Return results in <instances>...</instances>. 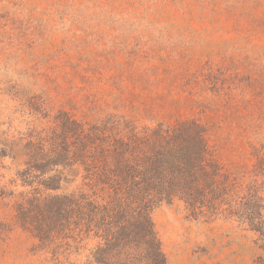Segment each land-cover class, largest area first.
I'll list each match as a JSON object with an SVG mask.
<instances>
[{"label": "rangeland", "instance_id": "374dc122", "mask_svg": "<svg viewBox=\"0 0 264 264\" xmlns=\"http://www.w3.org/2000/svg\"><path fill=\"white\" fill-rule=\"evenodd\" d=\"M69 119L98 129L109 159L120 132L196 121L238 203L256 170L264 198V0H0V264L86 263V245L69 256L63 203L33 204L81 184L63 162L81 156L63 154ZM152 221L167 264H264L241 218L189 219L175 201Z\"/></svg>", "mask_w": 264, "mask_h": 264}, {"label": "trees", "instance_id": "16d2710c", "mask_svg": "<svg viewBox=\"0 0 264 264\" xmlns=\"http://www.w3.org/2000/svg\"><path fill=\"white\" fill-rule=\"evenodd\" d=\"M63 130V147L67 148L63 154H71L72 145L80 147L81 156L63 162L85 169L81 184L69 195L47 196L33 204L63 203L70 257L95 241L93 248H83L89 251L85 264H167L152 214L163 203L175 201L184 204L189 219L238 217L250 231L264 235L258 218L264 211V198L257 170L250 173L238 203L235 183L214 157L207 130L198 122L161 123L120 132L111 159L98 129L86 130L69 119ZM52 147L57 151L60 146ZM57 159L41 158L45 164L40 166L61 164ZM257 159L255 168L262 169L264 156ZM49 178L47 190L59 191L63 178ZM38 238L44 243L55 240L53 234L46 236L43 231Z\"/></svg>", "mask_w": 264, "mask_h": 264}]
</instances>
